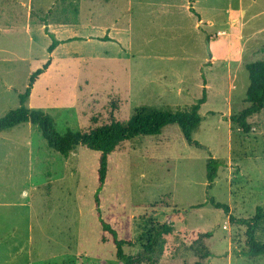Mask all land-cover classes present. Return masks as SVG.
<instances>
[{"label":"rangeland","instance_id":"rangeland-1","mask_svg":"<svg viewBox=\"0 0 264 264\" xmlns=\"http://www.w3.org/2000/svg\"><path fill=\"white\" fill-rule=\"evenodd\" d=\"M192 1L0 0V119L21 106L31 75L50 59L26 106L49 114L61 134L128 120L141 107L186 111L206 87L193 134L202 147L177 126L121 144L100 194L103 217L133 242L127 255L157 226L171 227L177 252L153 264L200 261L183 228L213 233L207 264H264V255L245 254L247 226L205 205L213 197L236 219L264 208V109L249 118L248 134L228 120L249 107L248 65L264 61V0ZM46 29L75 40L49 54ZM210 156L221 167L208 192ZM96 167L97 153L80 146L66 158L30 123L0 133V264H124L101 241ZM257 237L264 243V224Z\"/></svg>","mask_w":264,"mask_h":264},{"label":"trees","instance_id":"trees-1","mask_svg":"<svg viewBox=\"0 0 264 264\" xmlns=\"http://www.w3.org/2000/svg\"><path fill=\"white\" fill-rule=\"evenodd\" d=\"M191 2H193L191 0ZM192 12L201 20V16L193 9ZM43 24L48 26L46 16L41 18ZM48 35L53 39L47 52L53 53L60 45L75 39L60 40L54 33L46 29ZM102 41H110V37H104ZM51 59L36 70L30 77V83L26 91L20 95L21 106L9 112L0 119V133L11 130L17 126L30 123L38 128L43 138L46 140L50 149L68 158L78 147H86L97 153V167L95 172L97 191L95 194L96 215L101 225V241L111 243L116 248V257L124 264H153L154 257L172 258L177 252L175 242V232L167 225H159L148 235L146 242L142 245V251L137 255H127L124 251L125 246H132L130 239H123L119 235L115 220L107 221L103 217L101 210V192L108 185L110 164L112 154L123 143L136 138L155 137L161 135L169 126H177L184 140L188 145L201 148L202 145L193 138L194 132L199 128L203 119L200 115L202 106L207 102V89L204 87L202 97L197 100L188 110L171 112L161 109L139 108L136 113L128 120H112L109 123L95 126L87 131L68 130L64 134L57 131L54 119L43 110L31 109L26 106L32 89L37 79L50 68ZM250 85L247 90L246 102L249 107L238 114L229 117V121L238 126L244 133L248 134L251 130L249 118L260 113L264 109V61H259L248 65ZM97 122V120L95 119ZM221 167L220 161L210 156L206 164L207 190L213 189L218 172ZM217 210H222L230 216V220L238 225L247 226L246 244L248 251L245 253L250 257L264 255V243L258 240L257 232L264 224V208L257 207L256 214L250 219H236L230 215V207L220 203L213 197H208L207 203ZM204 205H199L201 208ZM180 236L184 243L190 244L195 257L200 261L195 264H207L204 260L212 257V252L207 247L205 240L213 237L211 231L201 229H181Z\"/></svg>","mask_w":264,"mask_h":264},{"label":"crops","instance_id":"crops-1","mask_svg":"<svg viewBox=\"0 0 264 264\" xmlns=\"http://www.w3.org/2000/svg\"><path fill=\"white\" fill-rule=\"evenodd\" d=\"M9 11H11V10H9ZM12 12L14 13V11L12 10ZM3 13H8L9 14V12H7V10L6 11H4V12H2V14ZM66 40V39H65ZM61 46V45H60ZM24 194H26L25 192H23ZM4 221H9L8 219H6V220H4ZM27 240H29V237L27 238Z\"/></svg>","mask_w":264,"mask_h":264}]
</instances>
